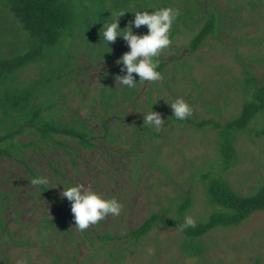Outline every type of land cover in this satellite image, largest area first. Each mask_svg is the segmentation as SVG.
<instances>
[{
    "label": "rangeland",
    "instance_id": "rangeland-1",
    "mask_svg": "<svg viewBox=\"0 0 264 264\" xmlns=\"http://www.w3.org/2000/svg\"><path fill=\"white\" fill-rule=\"evenodd\" d=\"M4 1L0 0V60L30 47ZM138 2L108 0L106 7L113 13L130 5L129 11L135 12ZM89 6L91 1H81V21L97 25L98 19L83 11ZM166 7L179 9L181 19L172 25V45L157 58L163 64L162 78L141 82L136 75L135 91L127 96L126 86L116 81L126 69L122 71L124 66L116 61L130 51L128 43L118 36L109 44L108 56L101 52L106 47L101 31L111 23L108 19L114 20L111 14L104 17L103 25H95L97 33L83 35L77 22L74 37L64 40L66 45L72 41L67 45L70 59L61 74L66 82L54 94L55 108L60 119H81L96 134L94 146L83 148L68 140L70 148L49 141L22 147L40 139L29 131L13 138L21 148L12 156L0 157V220L4 223L0 264L21 260L26 264H264V210L196 239L163 225L137 242L128 239L152 211L175 216L176 203L186 193L192 196V205L183 222L188 216L196 223L206 220L221 209L208 197L213 181L249 195L264 180V135L257 133L264 129V108L245 130L223 128L239 115L252 92L264 86V0H166ZM209 12L218 19L216 32L196 51L188 52V41ZM126 13L119 18L121 29L134 20ZM141 29L133 25L134 33ZM48 68L54 65L44 60L30 63L8 83L22 87ZM110 88L112 95L104 97L102 92ZM43 97L40 94L33 101ZM177 98L193 107L185 120L173 116L170 103ZM151 111L164 119L159 131L144 125V114ZM202 121L208 122L202 127L198 125ZM3 124L9 128L11 117ZM222 143L230 147L227 167L221 162ZM38 177H46L49 183L32 185L30 181ZM75 184L91 187L105 199L115 198L123 205L120 215L78 230L71 202L60 195L64 187Z\"/></svg>",
    "mask_w": 264,
    "mask_h": 264
},
{
    "label": "trees",
    "instance_id": "trees-1",
    "mask_svg": "<svg viewBox=\"0 0 264 264\" xmlns=\"http://www.w3.org/2000/svg\"><path fill=\"white\" fill-rule=\"evenodd\" d=\"M81 1L83 2V0L4 1V5L15 14L22 30L25 31V40L27 39L30 47L16 56L0 60V109L2 112L0 129L4 128L6 130L5 133H0V157L3 155L12 156V153H16L21 148L19 144L13 142V138L24 131L35 132L40 135V139L37 141L29 140L23 143L22 147L49 141L63 148H70L66 144L68 140L83 148L94 146L92 140L96 138V134L79 118L75 120L60 119L59 109L55 108L56 103L54 102V94L66 82V78H61V74L69 66L67 60L70 59V54L67 45H71L72 41L66 45L64 40H70L74 37V29L77 22L82 25L83 35L98 32L94 22L89 26H86V23H82V10H78L80 9ZM88 1H91L92 6L85 7L86 9L83 8V11H90L89 16H94L98 19L99 22L96 26L103 25L104 17H110V12H112L111 9L106 7L108 0ZM129 7L131 6L129 5ZM129 7L127 8L128 11ZM164 7H166V0H140L134 11H149L151 13ZM128 11L126 16L132 14L135 19V13ZM180 19L181 17L178 16L177 20ZM108 20L112 22L111 18ZM217 21L215 12L207 13L205 23L187 43L188 52H194L205 44L208 37L216 32ZM140 28L142 29L137 32L138 34L144 35L149 31L146 25ZM174 30L175 28L172 26L169 33L170 36L173 35ZM108 47L109 44L106 42V47L101 50L104 56H108ZM42 60L47 64H53L54 68H48L45 72L40 73V76L22 87L9 85L8 82L10 79H14V74L18 70L30 63H37ZM162 65L159 62L156 70L161 72ZM112 91L113 89L110 88L109 91L106 90V92L103 91L102 93L104 97H110L113 93ZM134 91L135 89L126 86L125 95H130ZM40 94H44L45 97L40 98L38 101H33ZM263 108L264 86H260L252 92L250 99L242 103L239 115L228 121L223 128L231 131L245 130ZM7 116L11 117L13 122L9 128L3 124ZM207 122L202 121L198 125L203 127ZM101 124H103L104 130L107 132L106 123L103 122ZM214 125L217 124L215 123ZM257 133L264 135V129ZM221 155L222 165L227 167L230 164L231 153L230 147L224 143L221 144ZM208 197L212 202L218 204L221 209L210 213L206 220L197 222L195 228L187 227L181 231V226L184 224V214L188 207L192 205V196L186 193L176 203L175 216L169 217L160 211H152L137 227L129 232L128 239L137 242L159 225L175 227L190 239L203 237L218 227L237 225L252 212L264 210V180L257 190L249 195L236 194L226 183L213 181L208 187ZM56 200L59 203V199ZM3 225V221L0 220V233ZM103 239H108V235L104 236ZM5 264L12 263L5 262Z\"/></svg>",
    "mask_w": 264,
    "mask_h": 264
},
{
    "label": "clouds",
    "instance_id": "clouds-1",
    "mask_svg": "<svg viewBox=\"0 0 264 264\" xmlns=\"http://www.w3.org/2000/svg\"><path fill=\"white\" fill-rule=\"evenodd\" d=\"M125 13L126 11L123 10L111 13L114 20L104 24L101 34L108 44L115 42L118 36H122L128 43L130 51L125 52L116 61L118 65L124 66L121 70L126 69V74L117 75L116 81L117 84L135 88L136 75L139 76L141 82H156L162 78L161 73L156 70L160 62L157 58L172 45L169 33L180 15V10L164 7L151 13L136 11L134 12L135 19L129 21L126 28L121 29L119 18ZM133 25L136 28L146 25L149 31L144 35L136 34L133 32ZM170 107L173 110V116L178 120H185L193 114V107L183 98H177L170 103ZM163 123L164 119L159 112L151 111L144 114V125L154 127L159 131ZM30 183L38 186L47 185L49 181L46 177H38L32 179ZM60 195L71 202L75 226L80 231L88 229L109 215L119 216L123 207L115 198L105 199L102 193H97L84 184L64 187ZM187 227H196V222L191 216L185 218L181 231ZM17 264H26V261L21 260Z\"/></svg>",
    "mask_w": 264,
    "mask_h": 264
}]
</instances>
